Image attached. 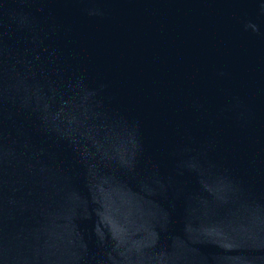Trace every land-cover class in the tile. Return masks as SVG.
Instances as JSON below:
<instances>
[{
  "label": "water",
  "instance_id": "95a60500",
  "mask_svg": "<svg viewBox=\"0 0 264 264\" xmlns=\"http://www.w3.org/2000/svg\"><path fill=\"white\" fill-rule=\"evenodd\" d=\"M0 264H264V0H0Z\"/></svg>",
  "mask_w": 264,
  "mask_h": 264
}]
</instances>
